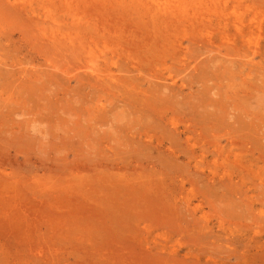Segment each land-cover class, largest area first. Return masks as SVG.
Wrapping results in <instances>:
<instances>
[{
    "label": "rangeland",
    "instance_id": "obj_1",
    "mask_svg": "<svg viewBox=\"0 0 264 264\" xmlns=\"http://www.w3.org/2000/svg\"><path fill=\"white\" fill-rule=\"evenodd\" d=\"M0 264H264V0H0Z\"/></svg>",
    "mask_w": 264,
    "mask_h": 264
},
{
    "label": "bare ground",
    "instance_id": "obj_2",
    "mask_svg": "<svg viewBox=\"0 0 264 264\" xmlns=\"http://www.w3.org/2000/svg\"><path fill=\"white\" fill-rule=\"evenodd\" d=\"M158 10H159V9H158ZM171 22H172V21H171ZM173 105H174V104H173ZM193 106H194V105H193ZM217 107H218V106H217ZM230 108H231V107H230ZM183 109H184V107H183ZM183 109H182V110H183ZM217 109H218V108H217ZM214 110H215V109H214ZM218 110H219V109H218ZM204 111H205V110H204ZM209 111H210V110H209ZM239 112H240V111H239ZM217 113H218V112H217ZM227 114H228V113H227ZM227 114H225V115H227ZM234 114H235V113H234ZM195 115H196V114H195ZM220 116H221V115H220ZM260 116H261V115H260ZM244 117H245V116H244ZM217 118H218V116H217ZM252 118H253V117H252ZM145 119H146V118H145ZM223 119H224V118H223ZM226 119H227V118H226ZM226 119H225V120H226ZM210 120H211V119H210ZM215 120H216V118H215ZM219 120H220V119H219ZM219 120H218V121H219ZM233 120H234V119H233ZM202 121H203V120H202ZM226 121H227V120H226ZM231 122H232V121H231ZM231 122H230V123H231ZM202 123H203V122H202ZM217 123H218V122H217ZM258 123H259V121H258ZM229 125H230V124H229ZM232 125H234V124L231 123V126H232ZM244 125H245V124H244ZM252 126H253V125H252ZM256 126H257V125H256ZM225 127H226V126H225ZM257 127H258V126H257ZM188 128H189V127H188ZM188 128H187V129H188ZM189 130H190V128H189ZM248 130H249V129H248ZM250 131H251V130H250ZM190 132H191V131H190ZM256 135H257V134H256ZM250 136H251V135H250ZM251 141H253V139H252ZM144 150H145V149H144ZM144 152H145V151H144ZM150 152H151V151H150ZM179 152H180V151H179ZM139 153H140V152H139ZM151 153H152V152H151ZM141 159H142V158H141ZM151 160H152V159H151ZM167 160H168V159H167ZM152 180H153V179H152ZM183 222H184V221H183Z\"/></svg>",
    "mask_w": 264,
    "mask_h": 264
}]
</instances>
